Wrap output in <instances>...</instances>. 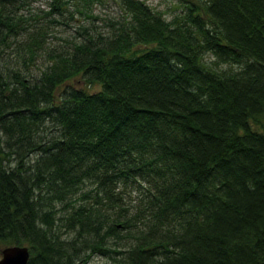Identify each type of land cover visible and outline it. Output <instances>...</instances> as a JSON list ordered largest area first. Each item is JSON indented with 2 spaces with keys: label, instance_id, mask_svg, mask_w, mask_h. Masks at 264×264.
I'll return each instance as SVG.
<instances>
[{
  "label": "trees",
  "instance_id": "trees-1",
  "mask_svg": "<svg viewBox=\"0 0 264 264\" xmlns=\"http://www.w3.org/2000/svg\"><path fill=\"white\" fill-rule=\"evenodd\" d=\"M117 1L108 33L50 46L0 0V242L28 264H264V0Z\"/></svg>",
  "mask_w": 264,
  "mask_h": 264
},
{
  "label": "rangeland",
  "instance_id": "rangeland-1",
  "mask_svg": "<svg viewBox=\"0 0 264 264\" xmlns=\"http://www.w3.org/2000/svg\"><path fill=\"white\" fill-rule=\"evenodd\" d=\"M50 0H25L21 11L26 14H35L39 18V22H45L50 25L49 28V40L50 46H70L73 41H77L84 38V35L88 32L96 33L101 31L108 33L110 26L108 21L110 18H119L122 15V8L117 0H103L102 2H96L93 4V8H87L82 0H70L69 7L74 10V16H69V11H53L51 14H46L50 10ZM148 4L164 11V16L167 19H171L176 12L180 10L182 0H145ZM78 9H81L80 12ZM93 12L96 17L87 16L88 13ZM51 17H56L60 22L52 21L47 22ZM141 47V46H140ZM46 60L41 57L40 64H44ZM67 83L74 86L87 88L89 91H96L101 88L100 83H87L83 80L81 74L72 77ZM87 185L86 187H90ZM135 192L131 191V194L127 196V200L131 203L135 202ZM3 244L0 242V253L3 248ZM85 264H114L113 260L103 254L94 253L87 260Z\"/></svg>",
  "mask_w": 264,
  "mask_h": 264
},
{
  "label": "water",
  "instance_id": "water-1",
  "mask_svg": "<svg viewBox=\"0 0 264 264\" xmlns=\"http://www.w3.org/2000/svg\"><path fill=\"white\" fill-rule=\"evenodd\" d=\"M30 249L27 244L5 245L1 249L0 264H28Z\"/></svg>",
  "mask_w": 264,
  "mask_h": 264
}]
</instances>
